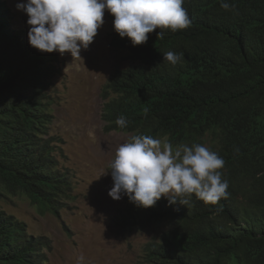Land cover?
Segmentation results:
<instances>
[{
    "label": "trees",
    "instance_id": "trees-1",
    "mask_svg": "<svg viewBox=\"0 0 264 264\" xmlns=\"http://www.w3.org/2000/svg\"><path fill=\"white\" fill-rule=\"evenodd\" d=\"M227 2L234 10L221 0H185L191 26L162 37L157 28L141 45L111 31L130 63L104 85L106 129L203 144L223 157L229 181L230 195L216 204L193 194L187 205L161 197L121 209L127 228L166 224L145 243L147 264H264V0ZM12 18L0 0V200L26 195L60 215L75 195L50 134L59 57L31 47ZM167 51L183 53L182 61L171 66ZM121 115L124 129L115 124ZM50 248L47 235L30 233L0 203V264H52Z\"/></svg>",
    "mask_w": 264,
    "mask_h": 264
},
{
    "label": "rangeland",
    "instance_id": "rangeland-1",
    "mask_svg": "<svg viewBox=\"0 0 264 264\" xmlns=\"http://www.w3.org/2000/svg\"><path fill=\"white\" fill-rule=\"evenodd\" d=\"M18 29L29 31L28 16L15 5L26 0H5ZM114 16L105 10L104 24L98 29L80 58L54 52L59 60L52 78L54 98L50 134L59 138V165L73 182L74 198H67L60 215L41 209L26 195L6 194L0 203L23 220L30 233L47 235L51 248L46 251L52 264H147L145 243L165 228H127L121 209L127 196L112 199L108 193L113 181L109 164L121 143L131 133L106 129L102 113L104 85L117 68L129 65L127 52L111 42ZM83 257V261H80Z\"/></svg>",
    "mask_w": 264,
    "mask_h": 264
},
{
    "label": "clouds",
    "instance_id": "clouds-1",
    "mask_svg": "<svg viewBox=\"0 0 264 264\" xmlns=\"http://www.w3.org/2000/svg\"><path fill=\"white\" fill-rule=\"evenodd\" d=\"M185 0H26L15 5L27 14V33L31 47L46 53H70L80 58L94 41L104 24L105 10L113 16L114 30L121 38L128 37L133 46L147 42L148 34L157 28L186 29L192 20L183 6ZM220 7L234 10V5L221 0ZM183 53L167 51L163 60L175 67ZM129 121L119 116L115 124L124 129ZM225 160L216 151L199 143L179 144L154 138L152 135H132L117 148L109 164L113 187L108 195L114 200L127 196L137 207L154 206L161 197L170 203H189L195 195L205 203H218L230 193L229 181L221 171ZM80 257V261H83Z\"/></svg>",
    "mask_w": 264,
    "mask_h": 264
},
{
    "label": "bare ground",
    "instance_id": "bare-ground-1",
    "mask_svg": "<svg viewBox=\"0 0 264 264\" xmlns=\"http://www.w3.org/2000/svg\"><path fill=\"white\" fill-rule=\"evenodd\" d=\"M183 224V223H182Z\"/></svg>",
    "mask_w": 264,
    "mask_h": 264
}]
</instances>
